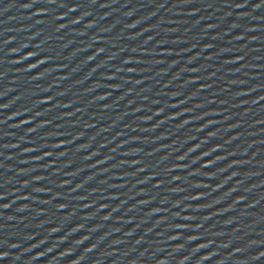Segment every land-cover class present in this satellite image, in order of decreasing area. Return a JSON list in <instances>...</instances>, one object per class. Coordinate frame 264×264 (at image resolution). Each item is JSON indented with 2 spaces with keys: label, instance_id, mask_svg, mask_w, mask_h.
<instances>
[{
  "label": "water",
  "instance_id": "water-1",
  "mask_svg": "<svg viewBox=\"0 0 264 264\" xmlns=\"http://www.w3.org/2000/svg\"><path fill=\"white\" fill-rule=\"evenodd\" d=\"M0 264H264V0H0Z\"/></svg>",
  "mask_w": 264,
  "mask_h": 264
}]
</instances>
